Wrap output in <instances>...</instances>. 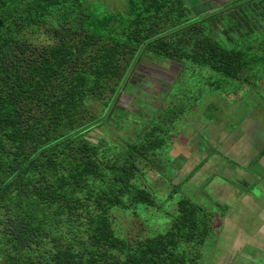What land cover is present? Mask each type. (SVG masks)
Segmentation results:
<instances>
[{"label": "trees", "instance_id": "trees-1", "mask_svg": "<svg viewBox=\"0 0 264 264\" xmlns=\"http://www.w3.org/2000/svg\"><path fill=\"white\" fill-rule=\"evenodd\" d=\"M189 1L0 0V264H201L213 227L197 204L143 240L117 226L160 205L141 163H161L185 64L251 74Z\"/></svg>", "mask_w": 264, "mask_h": 264}, {"label": "rangeland", "instance_id": "rangeland-1", "mask_svg": "<svg viewBox=\"0 0 264 264\" xmlns=\"http://www.w3.org/2000/svg\"><path fill=\"white\" fill-rule=\"evenodd\" d=\"M262 2L189 1L196 15L189 21L215 26L213 37L224 48L249 56L251 74L246 70L248 81L239 80L186 63L181 77L172 81L164 100L166 143L156 151L161 163L152 158L141 163L160 205L138 203L134 213L119 211L117 226L128 240L166 231L180 211L179 202L188 201L202 207L200 224L213 227L201 264H264V157L259 159L264 140L256 142V133L264 132ZM152 107L157 124L159 111L155 103ZM116 134L108 142L118 148L121 136Z\"/></svg>", "mask_w": 264, "mask_h": 264}, {"label": "crops", "instance_id": "crops-1", "mask_svg": "<svg viewBox=\"0 0 264 264\" xmlns=\"http://www.w3.org/2000/svg\"><path fill=\"white\" fill-rule=\"evenodd\" d=\"M248 132V131H247ZM249 134H251L250 132H248ZM258 136H260V138L259 139H257L256 140V142H258V143H260L262 140H264V132H263V128H262V130H260L259 132H257L256 133ZM252 140V139H251ZM262 151H264V147L261 149V152ZM261 152H260V154H261ZM260 156H262V157H260L259 159H261V158H263L264 157V155H260ZM256 159H258V158H256Z\"/></svg>", "mask_w": 264, "mask_h": 264}, {"label": "clouds", "instance_id": "clouds-1", "mask_svg": "<svg viewBox=\"0 0 264 264\" xmlns=\"http://www.w3.org/2000/svg\"><path fill=\"white\" fill-rule=\"evenodd\" d=\"M231 161V160H230Z\"/></svg>", "mask_w": 264, "mask_h": 264}]
</instances>
